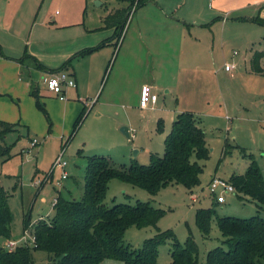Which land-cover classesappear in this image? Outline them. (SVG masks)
I'll return each instance as SVG.
<instances>
[{"label": "rangeland", "instance_id": "1", "mask_svg": "<svg viewBox=\"0 0 264 264\" xmlns=\"http://www.w3.org/2000/svg\"><path fill=\"white\" fill-rule=\"evenodd\" d=\"M160 1L169 5L177 1L180 3L174 16L184 17L188 14L198 23L213 18H209V14L204 12L208 8L206 0ZM212 1L215 7L227 13L229 19L223 22L216 18L214 26L209 28L208 37L203 40L205 45H201L205 49L206 60L198 64L195 58L190 57L194 51L190 50L187 39L184 72L179 78V84L171 89L161 84L155 89L158 93L156 105L148 108L139 107L138 87L144 76L140 69L148 53L145 46L140 47L137 42L135 27L142 22L146 28L142 27V30L147 37L148 34L152 37L158 34L160 39L171 38L173 32L178 31L177 27L165 25L161 21L154 22L153 19L156 18L148 7L135 8L138 0L33 2V12L26 13V16L30 17V24L33 21L41 23L45 20L48 24H53L54 19L59 21L60 18L66 17V21H80L95 27L102 23V16L113 9L122 5H132V8L124 29L125 34L129 28L125 38L126 45L120 53L116 46L114 54H110V76L107 82L97 90H85V95H91L92 101L88 98L90 104L86 105L84 121L70 141L63 146L72 133L77 116L66 119L62 111L66 107L65 101L69 100L66 98L67 100L62 101L57 96L43 102L47 106L45 107L48 116L35 104L36 111L30 112L31 135L27 126L20 125L14 126L7 135L6 141L13 146V155L10 158L0 156V172L3 185L10 193L8 202L12 211L11 239L19 244L32 246V223L40 217L49 219L53 216V200L59 192L67 197H83L87 154L106 155L115 164L124 166L129 165L132 158H137L141 163H149L151 152L164 154L165 138L171 130L176 114L181 111H190L195 115L209 142L210 157L200 161L204 164V171L200 176L201 183L189 188L175 182L152 194L140 186L118 178L111 179L104 200L107 205L118 202L134 204L139 199L150 201L152 205L165 210L157 226L128 227L124 242L132 244L134 248H140L144 240L154 236L158 229H173L182 242L190 235L194 238L199 250V263L205 264L210 249L219 245L225 246V237L218 226V216L247 218L260 214L264 217V204L261 207L249 197L241 198L235 192H226L225 201L218 202L209 193L208 184L211 178L220 176L229 180L233 173L245 172L251 161V153L264 172V72H255L249 65L251 50H264V25L252 21H236L237 19L233 18L237 16L234 11L236 5L248 0ZM145 17L150 18L149 23L145 21ZM187 30H191L190 38L195 42L199 29L190 27ZM130 42L133 46L128 52ZM131 53L136 54V64L124 71L121 66L123 58L125 55L131 57ZM107 63L108 61L104 69ZM262 63L264 67V56ZM226 65H230L232 70L227 71ZM175 82L176 79L173 83ZM71 88L66 89L68 91ZM41 90L43 94L49 93L47 88L42 87ZM71 102L80 104L82 101ZM26 104L23 102L25 108ZM82 107L84 102L80 104V111ZM77 113L79 114V111ZM160 120L164 122L163 130L158 129ZM123 126L129 127L130 136L121 130ZM226 140L229 142V148L224 154ZM62 148H65L63 157L68 161V177L63 179L62 168H53V162ZM46 176L50 177L47 183L39 185ZM204 206H212L217 210L211 220L209 233L201 231L195 221L196 209ZM28 213L31 221L25 229V216ZM25 235L29 237L28 242H25ZM171 246V240H166L159 246L156 264H168L171 261ZM33 254L36 264H48V252L34 250ZM102 264L124 262L108 258Z\"/></svg>", "mask_w": 264, "mask_h": 264}, {"label": "trees", "instance_id": "2", "mask_svg": "<svg viewBox=\"0 0 264 264\" xmlns=\"http://www.w3.org/2000/svg\"><path fill=\"white\" fill-rule=\"evenodd\" d=\"M147 1L138 0L135 8ZM131 8L132 5L121 6L103 18L105 27L115 28L111 38L115 46L119 45L123 37ZM242 18L264 25V17L260 15ZM107 41L75 52L58 68H47L27 50L17 60L26 64L27 60L31 59L38 68L55 73L66 70L76 57L99 49ZM0 53L6 55L1 44ZM263 56L264 50L253 52L250 61L253 71L264 72ZM31 94L35 97L37 107L48 116V110L41 101L38 85L32 83ZM85 115L86 106L75 119L72 133L63 146L81 126ZM17 125L25 126L19 121L0 119V156L12 157L13 146L6 141V137ZM158 129H164L163 120L159 121ZM228 148L229 142L226 140L224 154L228 152ZM86 156L83 197L80 199L67 197L59 192L53 200V216L49 219L41 217L32 223L35 236L32 246L19 244L11 249L0 242V264H36L34 250L48 252V264H102L108 258L123 261L124 264H156L159 246L166 240H171L172 243V259L168 264H200L199 250L194 238L190 235L185 242H182L173 229H158L154 236L144 240L140 248H134L132 244L124 242L126 229L132 225L157 226L159 219L165 213L163 208L152 205L150 201L139 199L134 204L118 202L111 206L104 202L109 182L113 178L140 186L152 194L175 182H180L189 188L201 183L200 176L204 171V164L200 161L210 157V148L206 132L198 125L192 112L177 113L171 130L165 138L164 154L151 152L149 163H141L137 158H133L129 165L124 166L115 164L106 155L93 153ZM250 158L246 171L233 173L229 181L235 186L239 197H249L262 207L264 172L252 153ZM49 179V176L43 178L39 185L43 186ZM9 195L8 189L3 185L0 172V237L3 238H10L12 235ZM216 213L217 210L212 206L196 209L195 221L201 231L209 233L211 220ZM30 221L31 217L28 213L25 216V229L28 228ZM218 226L225 237L223 239L225 246L219 245L210 249L205 264H264V217L260 214L247 218L218 216Z\"/></svg>", "mask_w": 264, "mask_h": 264}, {"label": "crops", "instance_id": "3", "mask_svg": "<svg viewBox=\"0 0 264 264\" xmlns=\"http://www.w3.org/2000/svg\"><path fill=\"white\" fill-rule=\"evenodd\" d=\"M31 1L33 0H0V44L6 54L2 55L0 53V119L11 122L19 121L27 126L30 132V126H32L30 112L34 113L36 111V100L31 94L32 83L38 85L42 102H45L46 99L50 101L52 97L56 96L62 101L68 98L69 101H65L66 107L62 114L65 115L66 119L78 116L77 112L79 111L80 113V104L82 102H84V106L90 104L88 98L92 101L91 95H85V90L89 88L97 90L100 85L106 83L109 79L108 69L111 62L109 56L111 53L114 54L116 49L113 43L114 40H111L115 28L104 26L103 18L106 15L102 16V23L95 27L80 21H66V17L60 18L59 21L54 19L53 24H48L46 20L41 23L33 21L30 24V17L26 16V13L31 14L34 10L35 3L33 4V2L35 0ZM206 3L208 8L203 11L209 14V18H213L208 19V21L205 19L206 21L203 20L201 23L195 22V19L188 16V14L184 17L174 16L173 14L177 11L180 4L178 1L173 5H169L160 0H148L142 5L148 7L149 11L154 14V18H156L153 19L154 22L158 23L161 21L165 25L177 27L178 31L173 32L171 38L160 39L158 34L154 37L148 34L147 37L145 31L142 30V27L145 28L144 23L140 22L136 25L137 42L140 43V47L145 46L148 53L145 63L140 69L144 76L138 87L139 100L144 84H152L155 89L160 87L161 84L169 86L170 89L172 86L179 84V78L184 72L187 39L190 50L194 51L190 57L195 58L198 64L200 61L206 60L205 49L201 45H205L203 40L207 39L209 28L214 26L216 18L221 19L223 22L229 19L226 12L224 13L222 9L213 5L212 0H206ZM234 11L237 16L233 18H236V21H251L242 17H253L256 15L264 17V0H248L245 3L236 5ZM149 19V17H145L147 23H149ZM29 24L31 28H29ZM190 27L199 29L195 42L190 38L191 33L189 32L191 30H187ZM26 28H29V30ZM128 30L129 28L123 34L117 46L118 53L126 45L125 38ZM104 40L108 41L102 47L86 55L76 57L72 65L67 67L66 70L74 76L77 84L71 90L67 91L66 89L65 98L56 95L44 85L43 79L51 74L50 71L38 68L31 59H28L26 64L17 60L27 50L28 53L37 57L47 68H58L75 52L83 48L96 46ZM132 44V42L129 43L128 52L130 47L133 46ZM255 50L261 49L251 50L250 61ZM107 61V66L104 69ZM134 64H136V54L131 53V57L125 55L121 66L126 71V68L130 69ZM162 74H165V76ZM231 74L233 75V72ZM175 79L176 82L173 83ZM41 82L43 85H41ZM42 87L49 90L48 94L45 93L47 95L43 94ZM167 91L169 90L167 89ZM77 100L82 102L80 104L71 102H76ZM23 102L27 103L26 108L23 106ZM139 107H141L140 104ZM36 173L38 174L39 172L36 170ZM0 239V242L4 243L8 238L0 237Z\"/></svg>", "mask_w": 264, "mask_h": 264}, {"label": "built area", "instance_id": "4", "mask_svg": "<svg viewBox=\"0 0 264 264\" xmlns=\"http://www.w3.org/2000/svg\"><path fill=\"white\" fill-rule=\"evenodd\" d=\"M225 69L232 70V67L230 65H226ZM43 80L46 87L51 91H53L56 95L60 96L61 98L66 97L67 87H75L77 84L74 76L71 75L67 70H61L55 73H51L48 76L44 77ZM157 101H158V93L153 87V85L144 84L140 97L141 108H148L151 105H154ZM64 152H65V148H62V151L58 154V156L55 158L53 162V168L56 166L62 168V176H61L62 179L68 177V171L66 169V166L68 165V161L63 157ZM38 182L40 183L41 181L38 180ZM59 182L60 181H58V183ZM208 188L210 193L214 196V198L218 202L225 201L226 192L236 193L235 186L229 180L220 176L213 177L208 184ZM24 237L26 239L25 242H28L29 237L26 235ZM33 241H35V236L33 237ZM3 244L11 249L19 245V243H17L15 240L11 238H8Z\"/></svg>", "mask_w": 264, "mask_h": 264}, {"label": "water", "instance_id": "5", "mask_svg": "<svg viewBox=\"0 0 264 264\" xmlns=\"http://www.w3.org/2000/svg\"><path fill=\"white\" fill-rule=\"evenodd\" d=\"M121 130L127 135L130 136V132H129V127L128 126H123L121 128Z\"/></svg>", "mask_w": 264, "mask_h": 264}]
</instances>
